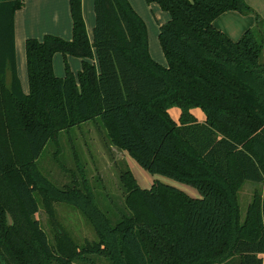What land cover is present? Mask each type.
<instances>
[{
	"label": "trees",
	"instance_id": "obj_1",
	"mask_svg": "<svg viewBox=\"0 0 264 264\" xmlns=\"http://www.w3.org/2000/svg\"><path fill=\"white\" fill-rule=\"evenodd\" d=\"M169 13L159 25L166 59L148 54L145 25L127 0H93L91 42L81 0H68L71 39H25L28 91L16 64L14 14L23 0H0V264H263L264 60L260 29L231 39L221 13L250 12L244 0H145ZM81 58L78 81L52 57ZM9 73V82L6 74ZM177 107L176 118L171 108ZM194 109H198V118ZM99 119L111 144L151 174L196 188L191 197L155 181L141 188L120 174L132 214L112 224L90 193L60 190L37 169L44 145L68 128ZM255 188L240 217L238 191ZM44 202L78 206L98 241L75 245L63 231L51 244L35 214Z\"/></svg>",
	"mask_w": 264,
	"mask_h": 264
},
{
	"label": "rangeland",
	"instance_id": "obj_2",
	"mask_svg": "<svg viewBox=\"0 0 264 264\" xmlns=\"http://www.w3.org/2000/svg\"><path fill=\"white\" fill-rule=\"evenodd\" d=\"M127 1L145 25L149 56L165 66L166 59L160 46L158 34L159 25L167 21L169 13L157 3L148 4L145 0ZM244 2L250 6V12L225 11L214 19V23L232 38L241 37L247 28L260 29L263 39L261 54L263 61L264 0H244ZM66 3L67 23L59 22L58 25L52 26L51 28L55 32L51 33L69 40L72 36V29L68 0ZM81 11L88 40L91 42L94 24L92 0H81ZM42 36L43 32L36 38ZM16 59L18 77L25 92L28 91V79L24 42H22L21 52L18 50L16 52ZM66 66L77 82L81 58L71 54L64 57L61 52L54 53L52 57L54 74L58 77L64 76ZM6 79L9 82L8 71ZM194 112L198 118L202 117L198 109H194ZM171 113L176 118L178 108H171ZM36 164L40 175L56 188L60 190L74 188L79 189L82 194L90 193L95 205L110 218L112 224L118 222L123 215L132 214V210L126 204L127 190L120 181L121 172L128 169L141 188L149 189L155 181H161L178 187L191 197H199L198 190L193 186L159 174L149 173L126 152L111 144L99 119L85 121L59 132L54 139H50L44 145ZM257 186L254 182L245 181L238 191L242 219L254 188ZM260 187L258 186L259 189ZM38 199L39 209L35 217L38 218L51 244L56 243V236L63 231L71 236L79 248L83 245L91 246L98 241V234L94 226L78 206L55 199H49L47 200L49 203H46L39 192ZM90 260H93L94 264H111L108 258L97 254L90 255ZM72 264L86 263L76 260ZM225 264H238V257L231 258Z\"/></svg>",
	"mask_w": 264,
	"mask_h": 264
},
{
	"label": "crops",
	"instance_id": "obj_3",
	"mask_svg": "<svg viewBox=\"0 0 264 264\" xmlns=\"http://www.w3.org/2000/svg\"><path fill=\"white\" fill-rule=\"evenodd\" d=\"M23 2H24L23 6L20 9L16 10L14 14L15 51L16 52L17 50L21 52L22 42H25L26 38L28 37L36 38L42 32H43V35L52 34L51 32H55V30L51 28L52 26H55L56 24L58 25L59 22H62L65 24L67 23L66 0H23ZM213 24L216 28L222 30L220 27L216 26V24L214 23V20H213ZM230 38L233 40H237L240 37L239 38L230 37ZM16 64H17V59H16ZM17 72H18V68H17ZM258 186H261V185H258ZM258 186L256 188H258Z\"/></svg>",
	"mask_w": 264,
	"mask_h": 264
}]
</instances>
